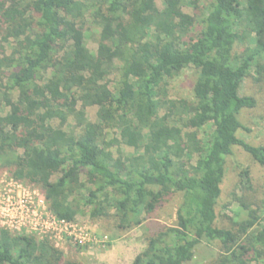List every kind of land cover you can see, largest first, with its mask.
I'll return each instance as SVG.
<instances>
[{
    "label": "trees",
    "instance_id": "1",
    "mask_svg": "<svg viewBox=\"0 0 264 264\" xmlns=\"http://www.w3.org/2000/svg\"><path fill=\"white\" fill-rule=\"evenodd\" d=\"M186 2L0 0V35L12 44L7 54L0 43V172L38 189L59 219L84 210L119 236L143 226L130 264H192L200 249L203 264H264V185L259 207L233 195L230 227L215 224L233 150L264 166V147L237 138L248 132L241 112L256 106L240 86L264 78V0L188 2L191 18ZM185 71L195 75L190 103L167 90ZM238 177L249 190L248 170ZM176 196L173 225L157 224L154 213ZM0 264L79 263L0 229Z\"/></svg>",
    "mask_w": 264,
    "mask_h": 264
},
{
    "label": "rangeland",
    "instance_id": "2",
    "mask_svg": "<svg viewBox=\"0 0 264 264\" xmlns=\"http://www.w3.org/2000/svg\"><path fill=\"white\" fill-rule=\"evenodd\" d=\"M188 2L190 5L197 4L201 7L205 0H187V4L182 11L191 18L193 10ZM154 4L157 9H162L161 0H154ZM0 43H3L2 45L6 48V53L8 54L9 48L12 46L11 41L3 42L0 35ZM86 46L90 52H96V35L94 33L86 39ZM237 50L241 51V47L239 46ZM250 74L251 77L255 78L252 71ZM117 80V76L111 74L108 77L109 87H114ZM194 80L195 75L190 71H185L173 78L167 89L169 99L190 103L192 101V85ZM239 95L253 98L256 102V106L253 110H244L241 112L240 122L248 132L240 131L237 134V138L247 144L264 147V78L258 83H255L250 77L245 78L240 86ZM96 111V107H89L85 109L83 115L88 121L94 122ZM6 112L7 109L4 108L3 111L0 112V117H3ZM56 125L57 123H55V126ZM67 125L73 126L74 123L69 120ZM67 127L64 126L63 129L67 130ZM194 131V129H184L183 133ZM198 133V138L203 137L204 129H201ZM120 147L124 153H132L131 149L123 145H120ZM194 162L195 156L193 160L190 161V164H194ZM240 169H247L249 172V190H243L239 186L238 176ZM10 179L13 178L4 172H0V186L3 185V182L7 183ZM51 181L54 182L55 178L53 177ZM17 183L25 190V193H27V191L29 193L34 192L38 199L48 208L44 195L38 189L22 182ZM263 185L264 166L259 165L250 156L243 153L240 149L235 148L233 150V155L226 162L225 175L221 183V195L216 205V226L221 228L230 227L234 212L238 207L236 202L233 201V195L242 199L251 209L259 207L261 202H263ZM21 188L19 190L20 194L23 193L21 192ZM179 202L180 198L176 196L162 209L157 210L153 215L157 224L162 226L173 225ZM71 221L79 231L80 237L86 239L85 242L79 244L67 237H63L58 242L46 241L56 250L62 252L65 258L74 260L79 264H130L133 258L142 250L143 244L141 243V235L144 234L145 231L143 226L135 228L123 236H119L116 231L110 230V221L106 219L92 221L87 217V213L84 210ZM26 235L29 234L26 233ZM206 255L207 253L204 252L203 249H200L198 251V256L194 259L192 264H203L205 259H210Z\"/></svg>",
    "mask_w": 264,
    "mask_h": 264
},
{
    "label": "built area",
    "instance_id": "3",
    "mask_svg": "<svg viewBox=\"0 0 264 264\" xmlns=\"http://www.w3.org/2000/svg\"><path fill=\"white\" fill-rule=\"evenodd\" d=\"M17 182L10 179L0 186V229L11 234L28 233L38 241L58 242L63 237L79 244L86 241L72 221L57 218L34 192L25 193ZM20 188L25 194H20Z\"/></svg>",
    "mask_w": 264,
    "mask_h": 264
}]
</instances>
